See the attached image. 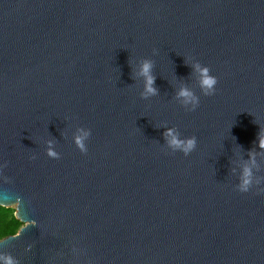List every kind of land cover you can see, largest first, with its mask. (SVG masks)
<instances>
[{
	"label": "water",
	"instance_id": "1",
	"mask_svg": "<svg viewBox=\"0 0 264 264\" xmlns=\"http://www.w3.org/2000/svg\"><path fill=\"white\" fill-rule=\"evenodd\" d=\"M261 136L264 0H0V205L30 225L12 264H264Z\"/></svg>",
	"mask_w": 264,
	"mask_h": 264
},
{
	"label": "clouds",
	"instance_id": "2",
	"mask_svg": "<svg viewBox=\"0 0 264 264\" xmlns=\"http://www.w3.org/2000/svg\"><path fill=\"white\" fill-rule=\"evenodd\" d=\"M153 63L149 60H145L142 63L140 75L145 78V92L144 96L147 98L149 95H157L158 89L155 87L156 77L152 74ZM196 70L200 73V86L203 92L207 96L215 95L217 91V85L219 83L218 78L211 74V69L207 66H202L197 63L195 65ZM177 98L181 100L185 107L191 106L192 110H195L199 106V97L189 88L184 87L177 93ZM90 135L89 132L81 130V135L77 136L76 142L82 152L87 153L85 141ZM168 143L174 149L182 150L186 155L195 150L197 145V139L195 137L181 139L175 130L169 129L165 133ZM260 148H264V136L260 137ZM50 155L58 158L56 152H50ZM254 162V160H253ZM256 185L260 184L259 180L255 181ZM253 186V173L252 169L245 167L241 183L238 186V190L242 193H248ZM264 193V188H258V194ZM11 211V223L6 221L5 213ZM30 225L25 223L19 218L18 206L11 205L10 208L4 205H0V243L5 242L9 238L19 237L21 232L28 228ZM0 259L8 260V264H12L11 260L7 257H0Z\"/></svg>",
	"mask_w": 264,
	"mask_h": 264
},
{
	"label": "trees",
	"instance_id": "3",
	"mask_svg": "<svg viewBox=\"0 0 264 264\" xmlns=\"http://www.w3.org/2000/svg\"><path fill=\"white\" fill-rule=\"evenodd\" d=\"M5 219L9 223H11V211H8L7 213H5Z\"/></svg>",
	"mask_w": 264,
	"mask_h": 264
}]
</instances>
